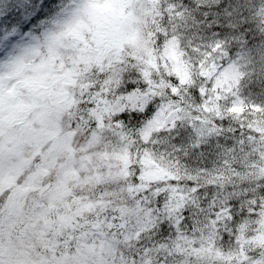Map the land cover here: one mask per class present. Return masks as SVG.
<instances>
[{
  "label": "snow or ice",
  "instance_id": "6c2138e0",
  "mask_svg": "<svg viewBox=\"0 0 264 264\" xmlns=\"http://www.w3.org/2000/svg\"><path fill=\"white\" fill-rule=\"evenodd\" d=\"M0 264H264V0H0Z\"/></svg>",
  "mask_w": 264,
  "mask_h": 264
}]
</instances>
